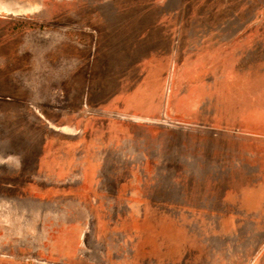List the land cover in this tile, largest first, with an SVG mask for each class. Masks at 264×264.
Instances as JSON below:
<instances>
[{"label":"rangeland","instance_id":"1","mask_svg":"<svg viewBox=\"0 0 264 264\" xmlns=\"http://www.w3.org/2000/svg\"><path fill=\"white\" fill-rule=\"evenodd\" d=\"M0 264H264V0H0Z\"/></svg>","mask_w":264,"mask_h":264},{"label":"crops","instance_id":"2","mask_svg":"<svg viewBox=\"0 0 264 264\" xmlns=\"http://www.w3.org/2000/svg\"><path fill=\"white\" fill-rule=\"evenodd\" d=\"M204 51L205 52L208 51V48H205ZM205 54H207V52ZM205 79L207 81L209 80L208 78H205ZM192 109L193 110H191V112H190L192 115H197V116L200 115L201 117L205 116L206 120H208V121H209L210 117L211 118L213 116L219 117V116L223 115L222 112H219L218 109H215L214 107L211 106L210 101H202V102L198 103L196 106H192ZM105 112L108 113V114H113V112L111 110H105ZM191 120H192V116H191ZM208 121L206 123H202V122L201 123H197L196 122V124L207 125ZM191 122H193V121H191ZM67 128L73 129V127L70 126V125ZM67 131L64 130V132H61L62 133L61 136H62L63 140L67 139L64 143H66L67 141H69L71 144H72V142L75 143L76 141H79L80 136L84 135V134H82V135L79 134V136H78V133H74V132L77 131V128H75V130L73 132H67ZM66 174H67V172H66ZM65 179H67V177L65 176V174H63V175L59 176L56 181L57 182L58 181L62 182Z\"/></svg>","mask_w":264,"mask_h":264}]
</instances>
